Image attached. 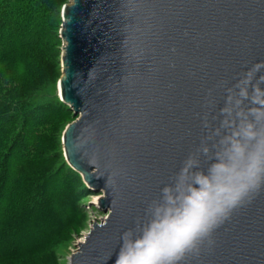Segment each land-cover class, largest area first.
Instances as JSON below:
<instances>
[{
    "label": "water",
    "instance_id": "water-1",
    "mask_svg": "<svg viewBox=\"0 0 264 264\" xmlns=\"http://www.w3.org/2000/svg\"><path fill=\"white\" fill-rule=\"evenodd\" d=\"M264 61V0H64L63 153L108 212L64 264H114L121 233L199 143L211 90ZM180 264H264V185Z\"/></svg>",
    "mask_w": 264,
    "mask_h": 264
},
{
    "label": "trees",
    "instance_id": "trees-1",
    "mask_svg": "<svg viewBox=\"0 0 264 264\" xmlns=\"http://www.w3.org/2000/svg\"><path fill=\"white\" fill-rule=\"evenodd\" d=\"M63 1L0 0V264L48 253L87 191L57 149L69 110L44 93Z\"/></svg>",
    "mask_w": 264,
    "mask_h": 264
},
{
    "label": "clouds",
    "instance_id": "clouds-1",
    "mask_svg": "<svg viewBox=\"0 0 264 264\" xmlns=\"http://www.w3.org/2000/svg\"><path fill=\"white\" fill-rule=\"evenodd\" d=\"M218 87V107L211 90L205 98L204 135L146 204V219L121 233L114 264H180L264 185V61Z\"/></svg>",
    "mask_w": 264,
    "mask_h": 264
},
{
    "label": "rangeland",
    "instance_id": "rangeland-1",
    "mask_svg": "<svg viewBox=\"0 0 264 264\" xmlns=\"http://www.w3.org/2000/svg\"><path fill=\"white\" fill-rule=\"evenodd\" d=\"M54 32L55 34H57V40H58L56 43L57 50L55 56V65L54 67H52V70H49L47 80L44 86L45 88L44 93L47 96L51 97L53 101L54 100L60 101V97L58 94L60 16H59V23L55 27ZM68 110H69L68 116L61 125H63L64 123L68 122L69 120L77 116V115H73L72 109L68 108ZM61 125L59 126L56 132L59 138V141L57 140V145H58L57 149L60 151L61 157L65 160L63 153ZM55 181L56 180L54 181L52 180L51 183L49 184L52 185ZM76 205H77L76 208L78 210L76 211L77 213L74 214L71 222L69 224H66L65 233L58 235V238L51 245V249L48 250V253L50 252L49 254L47 252L31 254V256L28 255L22 259L12 260L11 262H7L5 264H64L67 249L73 246L74 244L78 243L82 239L86 238L93 224L95 223L99 224V222L108 213V212H101L98 210L97 201H95L94 194L89 189H87L86 192H83L82 197L81 196L79 197L78 203ZM52 210H49L45 212V214H43V222L40 224L41 227H45L54 222L55 216L57 215L54 214ZM23 223L24 226H31V221L29 219L25 220ZM10 241H11L10 239L7 240V242Z\"/></svg>",
    "mask_w": 264,
    "mask_h": 264
},
{
    "label": "bare ground",
    "instance_id": "bare-ground-1",
    "mask_svg": "<svg viewBox=\"0 0 264 264\" xmlns=\"http://www.w3.org/2000/svg\"><path fill=\"white\" fill-rule=\"evenodd\" d=\"M94 199H95V201H97L99 198H98V197H96V196H94Z\"/></svg>",
    "mask_w": 264,
    "mask_h": 264
}]
</instances>
